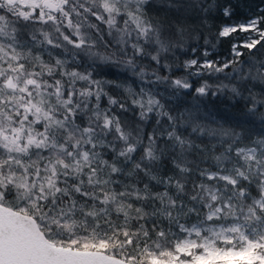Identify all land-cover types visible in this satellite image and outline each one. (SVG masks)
<instances>
[{"label":"snow or ice","instance_id":"6c2138e0","mask_svg":"<svg viewBox=\"0 0 264 264\" xmlns=\"http://www.w3.org/2000/svg\"><path fill=\"white\" fill-rule=\"evenodd\" d=\"M0 264H264V0H0Z\"/></svg>","mask_w":264,"mask_h":264},{"label":"trees","instance_id":"16d2710c","mask_svg":"<svg viewBox=\"0 0 264 264\" xmlns=\"http://www.w3.org/2000/svg\"><path fill=\"white\" fill-rule=\"evenodd\" d=\"M250 2H252L254 4H258L259 3V0H250ZM180 59L182 61L184 59V57H181Z\"/></svg>","mask_w":264,"mask_h":264}]
</instances>
